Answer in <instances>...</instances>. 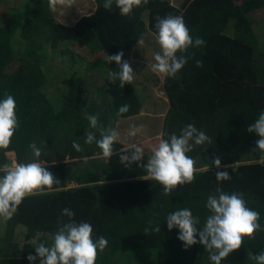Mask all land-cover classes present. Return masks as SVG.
<instances>
[{
  "label": "trees",
  "instance_id": "obj_1",
  "mask_svg": "<svg viewBox=\"0 0 264 264\" xmlns=\"http://www.w3.org/2000/svg\"><path fill=\"white\" fill-rule=\"evenodd\" d=\"M28 3L29 16L13 8L0 18V100L6 93L14 97L19 122L8 148L0 149V166L12 163L8 153L15 154L17 163L45 161L60 183L24 198L11 219L0 217L6 225V232L0 231V264H40L38 256L34 262L27 257L36 256L35 247L41 243L50 246L58 228L69 222L62 215L64 208L75 213L77 223L91 224L94 240L107 239L95 264H214L202 244L185 248L177 238L179 229L169 230L166 217L188 208L199 217L197 228L202 229L211 214L207 199L217 187L228 194L242 193L247 207L259 213L264 229V163L255 150L259 137L247 132L264 111V45L252 17L264 10V0H186L181 8L171 0H148L130 16L120 15L115 3L105 10L104 0H96L95 14L73 25L56 20L49 0ZM168 15L182 16L193 39L200 37L205 44L189 47L182 54L191 57L185 66L176 77H165L170 107L162 138L179 136L187 124H195L211 143L187 153L195 161L194 180L165 196L163 186L147 178L139 165L119 163L122 143H115L113 156L104 158L95 142H84L85 132H95L99 139V126L116 128L119 119L140 115L143 93L134 81L121 88L115 80L108 90L98 88V95L89 98L94 84L82 71L118 72L119 66L107 55L132 51L148 30L156 33V17ZM70 43L86 48L91 58L99 57L81 68L79 55L61 48ZM47 47L53 59H70L69 82L61 73L56 83L47 71L41 53ZM196 60L203 66L197 67ZM52 84L63 85L66 92L51 98ZM126 103L129 111L117 115ZM96 114L98 128L92 129L86 115ZM74 141L82 152L72 147ZM33 143L41 149L39 158L30 148ZM216 157L221 159L219 169L211 163ZM217 171H228L231 178L218 182ZM156 227L160 232L153 230ZM261 251L264 230L256 231L254 238L243 237L242 246L221 264H257L253 256Z\"/></svg>",
  "mask_w": 264,
  "mask_h": 264
},
{
  "label": "clouds",
  "instance_id": "obj_2",
  "mask_svg": "<svg viewBox=\"0 0 264 264\" xmlns=\"http://www.w3.org/2000/svg\"><path fill=\"white\" fill-rule=\"evenodd\" d=\"M75 0H49V7L56 11L72 8ZM115 3L122 16H130L134 8L147 4L148 0H104L103 7L110 10ZM155 41L160 51L154 54V63L148 65L151 71L162 77H176L177 73L188 62L187 57L182 55L189 47H200L205 41L190 35V31L182 16L168 15L156 17ZM138 44H143L141 37ZM181 55H177V53ZM124 53L118 52L107 55L108 61H113L119 66V71H109V80H119L120 87L131 84L135 72L129 62L123 61ZM196 66L202 67L203 62L196 60ZM127 103L120 106L117 115L129 111ZM16 102L12 95L5 94L0 100V149H6L10 145L19 122L16 116ZM92 129L98 128V114L86 115ZM143 125H132L126 133L129 137H135L141 132ZM247 132L259 137L256 141V149L260 152L258 161L264 163V111L259 114L258 119L250 124ZM85 144L96 143L104 158H110L114 154V144L121 139V133L111 125L99 126L100 138L96 133L88 131L84 133ZM158 137V143L151 149L146 163L142 161L145 153L136 143H131L126 149H121L120 161L126 166L138 163L139 167L147 173V178L157 181L163 186V194L168 196L178 185L191 183L194 180L195 161L187 155L193 151L195 146L211 143L210 138L204 131L198 130L195 124H187L180 132V135L171 134L169 139ZM72 147L77 152L83 149L79 143L73 142ZM33 155L41 156V149L35 143L30 145ZM213 164L217 169L221 167L220 157H216ZM208 167V166H207ZM225 168L233 165H225ZM209 168V167H208ZM0 217L5 220L11 219L16 213L18 206L27 196L43 194L52 190L60 180L48 170L44 162L29 163H5L0 166ZM216 180L227 181L230 174L228 171H217ZM147 178L144 180L147 181ZM207 210L211 213L206 217L202 229H198L199 217H194L188 208H183L170 213L166 217L167 227L179 229L178 239L183 242L185 248L197 243L202 244L209 254V259L214 264H221L230 253L239 249L243 244V237L254 238V234L260 228L258 223L260 215L257 211L247 207L246 200L242 193L228 194L217 187L216 194L210 195L206 203ZM62 215L69 218V222L63 223L52 237L50 246L41 243L35 247L36 256L29 255L27 259L34 262L37 256L40 264H95L98 250L103 252L108 241L103 236L93 239V228L88 222L77 223L73 217L75 213L69 208L62 210ZM160 232V227L153 229ZM149 229H145V233ZM197 235L199 240H197ZM257 264H264V251L253 256Z\"/></svg>",
  "mask_w": 264,
  "mask_h": 264
},
{
  "label": "rangeland",
  "instance_id": "obj_3",
  "mask_svg": "<svg viewBox=\"0 0 264 264\" xmlns=\"http://www.w3.org/2000/svg\"><path fill=\"white\" fill-rule=\"evenodd\" d=\"M186 0H177V7H182V5L185 3ZM86 4L81 5L80 3L77 4V11L80 12V8L82 7L83 10L88 9L90 7L91 1H85ZM29 3L28 0H0V18L5 16V14H9L11 12V9L18 8L23 9L22 12L24 15L29 16ZM61 11V9H59ZM55 18L58 20V10L53 11ZM75 13V4H73L71 10L64 13L65 16H73ZM86 14H89L87 12ZM85 14V15H86ZM253 19L255 20L254 29L258 35V37L261 40V43L264 45V10H261L255 14L252 15ZM144 20L148 22V14L146 13ZM73 23V20L70 21V24ZM67 26V25H66ZM61 48H69L74 53H77L79 55L80 59V66L81 68L86 67V63L93 61V57H99V54H94L91 58V55L89 51L86 48H79L78 46L74 44H63ZM160 51L159 45L155 41V34L148 30L144 37V43L137 44L135 48L124 53L123 55V61L129 62L130 66L132 67L133 71L135 72L134 76V83L137 85V90L140 94L143 93V101L144 106L141 111V114L134 117V118H121L124 121L125 125L132 126H141L143 125V129L141 132H139V138L137 140L135 137H129L125 136L123 139L124 141H119L122 144H126L128 147L131 143H136L138 146H140L145 156L143 157L142 161L139 163H146L148 155L151 154V149L158 143V137L161 136L163 127H164V121L165 116L169 110V101L165 94V88H164V80L165 77L158 76L155 73H153L148 67L151 63H154V54L156 52ZM42 56L45 60V66H48L47 71L52 75L53 79L56 81V83L59 81V77L61 73H64L65 81L69 82L71 80L72 74L70 71V64L71 61L67 57L64 60L59 59H53L50 53V49L47 47L42 52ZM122 61V62H123ZM101 74H100V73ZM82 74L85 75V77L91 79V83L94 84V87L91 88L87 96L89 98L96 97L97 89L102 88L104 90H108V86L111 84V80H109V75L107 70H100L93 69L90 71H86L84 73L82 71ZM48 94L51 98L54 97L55 94H59L60 96L66 92V89L63 85L57 86L55 84H52L50 88H48ZM120 120V119H119ZM60 147H62V143H58ZM121 148V149H126ZM121 149H119V153H121ZM213 154V153H212ZM211 154V155H212ZM7 156L10 158L12 162H16V157L14 153H8ZM120 160V159H119ZM67 162H70L71 160H66ZM17 163V162H16ZM119 163H123L119 161ZM213 163V161L211 162ZM138 163H132L131 165ZM4 219L0 218V231L2 233L6 232V225L3 222ZM52 241H50L51 245Z\"/></svg>",
  "mask_w": 264,
  "mask_h": 264
},
{
  "label": "crops",
  "instance_id": "obj_4",
  "mask_svg": "<svg viewBox=\"0 0 264 264\" xmlns=\"http://www.w3.org/2000/svg\"><path fill=\"white\" fill-rule=\"evenodd\" d=\"M85 1H91L90 3V7H89V10L88 9H85L83 10L82 7L80 8V12L77 11V4L80 3L81 5L83 4H86ZM172 3L174 5L177 4V0H171ZM75 13L73 14V16H65L64 13H66L67 11L71 10V8L67 9V10H61L59 11L58 9V20L59 22H62L64 24H70V21L73 20V23L70 24V25H73L75 23H77L81 18H83L84 16H88V15H93L95 14L96 12V9H97V3H96V0H75ZM53 12V10H52ZM87 12H89V14H86ZM54 14V12H53ZM86 14V15H85ZM136 117V116H135ZM131 118H134V117H131ZM129 119V118H128ZM127 120V119H126ZM126 120H122L120 119L117 124H116V128L118 129V131L121 133V139L120 141H124L123 139L125 138L126 136V133L128 132V130L130 129L131 126H128V125H125L124 124V121ZM136 138L138 140L139 138V134L137 133L136 135ZM123 145V148H125L126 144H122ZM127 147V146H126Z\"/></svg>",
  "mask_w": 264,
  "mask_h": 264
}]
</instances>
